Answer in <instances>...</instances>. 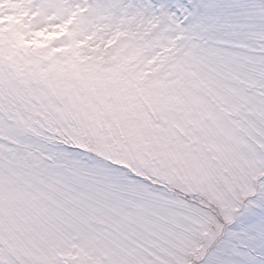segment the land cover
I'll return each instance as SVG.
<instances>
[{"label":"snow or ice","instance_id":"1","mask_svg":"<svg viewBox=\"0 0 264 264\" xmlns=\"http://www.w3.org/2000/svg\"><path fill=\"white\" fill-rule=\"evenodd\" d=\"M0 264H264V0H0Z\"/></svg>","mask_w":264,"mask_h":264}]
</instances>
